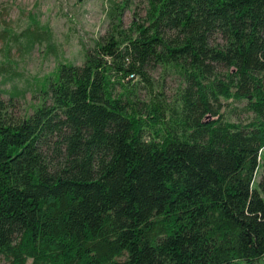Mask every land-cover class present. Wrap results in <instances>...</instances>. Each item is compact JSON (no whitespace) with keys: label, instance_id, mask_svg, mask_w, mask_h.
I'll return each mask as SVG.
<instances>
[{"label":"trees","instance_id":"obj_1","mask_svg":"<svg viewBox=\"0 0 264 264\" xmlns=\"http://www.w3.org/2000/svg\"><path fill=\"white\" fill-rule=\"evenodd\" d=\"M133 1L30 113L0 95V264H264V0H142L125 26Z\"/></svg>","mask_w":264,"mask_h":264},{"label":"rangeland","instance_id":"obj_2","mask_svg":"<svg viewBox=\"0 0 264 264\" xmlns=\"http://www.w3.org/2000/svg\"><path fill=\"white\" fill-rule=\"evenodd\" d=\"M118 1L0 0V95L14 114L30 113L41 102L39 88L59 63H82L85 50L107 27L110 4ZM143 6L142 0L129 4L122 13L123 24L129 25L133 11L142 12ZM35 31L41 34L39 40L29 37ZM150 76L163 82L168 96L173 95L177 82L172 76L161 75L158 68ZM238 104H226L225 117H244L238 109L231 111Z\"/></svg>","mask_w":264,"mask_h":264}]
</instances>
